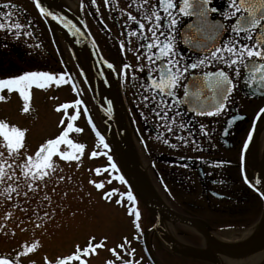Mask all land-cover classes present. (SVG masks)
I'll return each instance as SVG.
<instances>
[{"label":"flooded vegetation","instance_id":"af4514ba","mask_svg":"<svg viewBox=\"0 0 264 264\" xmlns=\"http://www.w3.org/2000/svg\"><path fill=\"white\" fill-rule=\"evenodd\" d=\"M61 1L66 3L70 9H76V13L95 39L100 53L114 66L115 71L108 72L109 83H112L110 87V102L114 107L113 117L109 120V129L122 144L123 156L127 160L128 167L136 175H144L146 172L154 173L157 178L163 177L165 180L163 184L160 181L157 182L162 187L164 197L156 196L154 192H151L152 189L148 190L145 186L144 192L154 198L156 202L167 206L174 212L198 220L206 235L210 237L212 248L222 246L210 234L212 233L211 229L217 226L221 233L229 237L225 239L230 244L244 243L246 253L254 251L253 243L246 244L247 238L246 240L243 238L254 233L257 228H260L259 232L264 230V195L261 194L264 191V184L256 185L254 183L256 179L264 178V118H258L260 109L264 108V94L247 96L243 93L240 84L239 88L232 95L231 103L220 116L196 118L199 122L207 124L211 132V140L203 136L197 137L203 150H194V146L191 143L184 145L175 141L170 134L166 133L165 136L169 139L170 143H179L177 149H171L169 145L163 143L162 139L157 140L156 129L152 124L146 125L143 122L139 114L142 106L140 110L137 108V105L140 104L141 90L138 89L139 82L133 81L131 77L133 75L143 76L144 74L138 71V64L143 62L138 61L136 58L139 53L129 50V41H131V47L136 48V38L126 35V32L130 31V28H126L124 25L127 19L125 15L127 12L131 11L133 14H137L135 8L131 6V0H108L107 3L105 0H97L96 5H92L91 0ZM2 2L4 0H0V3ZM12 2L17 4L18 12H20L19 14L22 16L23 21H31V26L27 27L26 30L33 32L31 39L34 45H40L39 48L34 47L33 50L37 51V53L31 55L27 60L29 62L33 60L38 64H36L37 66H41L43 65L41 55L48 58L51 63L47 64L46 67L55 76L53 82L55 93L57 92V88L64 89L63 94L69 89L71 91L70 94H77L82 98L79 104L82 113L79 117L77 116V122L76 120L72 121L70 119L72 115H70L69 119L64 121L62 128L67 130V124L71 123L73 125L72 130L76 132L77 128H81L79 127L81 120L87 126L89 125V121H92L96 125L98 133L105 137V143L109 144V148L105 149L107 150L106 154L110 153L109 155L113 157L112 161L107 159V165L103 168L106 170L108 168L109 171L121 175L114 149L106 135L107 127L100 113L94 85H92L91 97L82 95L85 94L82 90L85 72L81 68L77 57L82 59V56H85V54L76 55L70 50V57L66 60L53 41L54 36L52 33L49 32L47 37L46 35L42 36L40 27L37 26V22H33L30 18L29 12L15 1L12 0ZM138 2L139 0H137ZM213 4L218 9L225 8V0H213ZM39 15L45 21V18L40 13ZM214 17L221 19L219 13H216ZM188 21H190V18H183L181 27H184ZM51 24L52 22L48 26H51ZM131 27H135V25L131 24ZM0 39L1 44L7 45L0 48L1 51L3 50L2 54L6 57L5 61L9 59L8 52L10 50L11 52L20 53L17 49L18 43H12V37ZM121 42H124L125 45L123 49L120 47ZM46 43H49V47ZM140 51L142 52L143 50ZM181 51L185 52L186 56L195 58L193 53L182 44ZM115 59L128 63L130 67L124 69L117 66L114 63ZM11 65L14 68H20L18 64ZM7 68L9 67H6L5 70ZM7 72H9V69H7ZM61 74L64 76L63 79H60ZM134 84L137 87H133ZM114 93L116 94V98H114ZM180 94L182 95V91ZM73 100L74 97L70 100L66 99L64 103H61L63 111L70 108L71 114H73L74 108L78 109L76 106L73 107ZM91 101L97 103V105L95 104L97 111L99 110L97 113ZM64 105L69 107L64 109ZM118 107L121 108L122 118H119ZM232 115H243L244 118L232 124H227ZM127 120L130 121V124H128ZM225 128L228 129L227 133L224 132ZM81 132H76V135H80ZM250 132L252 133V139L248 142ZM127 134H130V139L126 137ZM92 137L93 140L95 139L102 145L98 135H93ZM246 142L248 143L247 148H245ZM97 149L95 150L97 155L105 153L103 145L100 150L97 151ZM89 155H92V153L90 152ZM89 157L97 156L92 155ZM182 157L186 159H181ZM206 159L224 161V163L219 167H209L203 163V160ZM93 161L94 158L90 160V162ZM112 163L117 165L116 169L111 167ZM184 163H188L190 167H183ZM100 166L103 165L100 164ZM245 177L249 178V182H246ZM213 180H222L223 183L213 184ZM148 182V187L158 186L156 183ZM166 183L169 185L166 188H173L177 192L173 193L174 190L165 191L166 188H163L162 185ZM130 191L135 197V201H129L127 197L128 192H126L122 194L121 203L118 206L126 211L129 224L134 230L132 242L137 244L143 253V255L141 252L139 254L140 260L145 258L149 260L150 264H159L157 262V254H161L165 260L169 257L175 260L177 264H184L185 259L181 257L183 253L175 251L173 247L187 244L202 250L207 248V238L204 233H199L191 225L184 222H180L177 225L174 220L166 216L159 218L156 212L143 204L132 188H130ZM213 192L217 194L213 195ZM136 212L140 213L138 218L135 215ZM27 216L22 215V219H17L18 222L16 220H8L9 223H15L16 225L24 223L22 227L28 224L29 226L33 225L32 219L24 222L23 219ZM172 221L173 225L170 231L169 225L172 224ZM166 224L169 227L167 229L165 228ZM18 225L16 228H19ZM184 226H187L189 230H186ZM33 228H31L32 230L25 229L24 231L34 234ZM13 234L21 237L23 240L26 237V235L20 234L16 230L13 231ZM123 243H126L125 240ZM128 243H131V241H128ZM16 244V250L22 246L20 241ZM260 246L262 244L257 245L258 249L262 248ZM4 251L3 255L6 256L8 252L6 249ZM261 251L263 252L264 248ZM170 253L182 255L175 257L170 255ZM125 255L129 257L130 260L128 261L132 262V264L137 262L135 260L137 253L130 254L125 252ZM189 263L205 264L203 261L197 259L189 260ZM213 264L216 263L213 262Z\"/></svg>","mask_w":264,"mask_h":264},{"label":"snow or ice","instance_id":"6c2138e0","mask_svg":"<svg viewBox=\"0 0 264 264\" xmlns=\"http://www.w3.org/2000/svg\"><path fill=\"white\" fill-rule=\"evenodd\" d=\"M105 2L107 3L108 0ZM91 3L96 5L97 0H91ZM211 4L212 0H139L138 3L137 0H131V6L135 8L137 14L131 11L125 14L127 19L124 25L130 28L126 35L135 37L137 41L136 48H132L131 41H129V50L139 53L136 58L138 61H143L138 64V71L144 75L131 77L133 81L139 82L138 89L141 90L140 104L137 105L138 110L142 106L139 114L146 125L152 124L156 129L157 140L162 139L163 143L169 145L171 149H177L179 143L184 145L191 143L194 150H203L197 137L203 136L211 140V132L207 124L199 122L196 118L220 116L231 103L232 95L241 83L249 89L251 96L264 94V0H225L224 9H218ZM36 6L42 14L53 20L61 21L65 28L73 26L67 17L54 14L47 8L41 7L40 0H37ZM17 10V4L12 0H4L0 3V30L11 35L14 41L22 36L33 37V32L26 30L31 26V21L21 22L15 15ZM210 13H219L221 20L208 23ZM191 16H197L202 24H207L208 31L205 32L203 27L196 26L195 35H189L188 30L193 29L194 25L192 23L184 27L181 25L183 18ZM131 24L135 27H131ZM7 35L3 39H6ZM24 43L28 48L40 47L28 41ZM181 44L190 46L189 51L195 56L194 59L181 51ZM6 46V44H0V47ZM124 46V42H121L120 47L123 49ZM108 67L112 68L113 65L109 63ZM129 67L128 63L123 64L124 69ZM63 78L61 74L60 79ZM53 80L55 76L50 71H25L22 74L0 78V92L5 89L9 92L18 90L23 99L28 101L29 88L33 85L43 88L47 82ZM133 87L137 85L134 84ZM4 99L5 96L0 94V100ZM64 107L68 106L64 105ZM24 111H28V108L25 107ZM243 118V115H232L227 124ZM258 118H264V108L260 109ZM70 119L75 121L77 116L72 115ZM72 127L73 125L68 123L67 130L57 138L49 139L34 157L32 155L26 157L24 169L27 171L22 170V174L26 183L31 180L35 184V187L28 184L32 193L38 194L39 182L55 173L54 155L58 154L67 161L73 160L74 154L60 151L59 145L66 143L74 149L85 147L82 143L74 144L68 139ZM7 129L8 125L0 121V135L5 141L2 147L5 151H15L19 154L18 150L21 148L25 132L18 127H13L11 131ZM76 131L79 132L81 129L77 128ZM224 132L227 133L228 129L225 128ZM166 133L179 143H170L165 136ZM97 135L103 148L108 149L109 144L105 143V137L99 133ZM251 139L252 133L250 132L248 142ZM247 146L246 142L245 148ZM3 155L4 152L0 151V158ZM92 155L95 156L96 153L93 152ZM112 159V155H108V160L112 161ZM203 163L209 167H219L224 161L206 159ZM182 166L190 167L188 163ZM111 167L116 169L117 165L112 163ZM9 169L11 175L5 173L4 167L0 166V185H4L7 189L0 195H3L5 202L10 201L13 194L21 195L19 190L21 173H17L10 165ZM49 169L51 173L47 171ZM13 179L17 182L15 188L9 183ZM59 179L63 180L64 177L60 176ZM121 179L124 178L121 177ZM245 180L249 182V178L245 177ZM212 183H223V181L213 180ZM254 183L264 184V178L256 179ZM97 187H102V185L98 184ZM261 194L264 195V191ZM105 195L110 196L111 194L106 193ZM28 196L29 192L23 193L26 201ZM127 197L129 201H135L131 191L127 193ZM44 199L47 201L49 197L45 195ZM4 206L0 204V208ZM23 211L27 213L28 208L25 207ZM44 215L48 216L49 213L45 212ZM135 215L138 218L140 213L136 212ZM35 247L36 245L33 244L28 251L31 252ZM119 247L123 249L124 245L121 244ZM92 251L91 245L83 249L77 245L76 253L59 259L57 264H68L69 261L87 264L83 255ZM112 251L115 252V249ZM132 251L134 253L135 249ZM116 255L121 264H132L124 260L119 253ZM0 264H20V262L8 256L0 258ZM106 264H115V261L107 260Z\"/></svg>","mask_w":264,"mask_h":264},{"label":"rangeland","instance_id":"374dc122","mask_svg":"<svg viewBox=\"0 0 264 264\" xmlns=\"http://www.w3.org/2000/svg\"><path fill=\"white\" fill-rule=\"evenodd\" d=\"M13 1L29 12L30 18L33 22H37V26L40 27V33L42 36L46 35L47 37L49 32L52 33L54 36L53 41L56 43L61 55L66 58V60L70 57V50L76 55L85 54V56H87L84 52L85 47L83 45L81 47L78 45L77 48L74 47V40L72 41L70 39V35H65L53 25L48 26L49 23L47 24L40 17L32 0ZM19 13L20 12L17 10L15 13L16 17H18L21 22H24ZM49 27L51 31L49 30ZM6 35L7 34L3 30H0V38H4ZM10 37L12 36L7 35V38ZM69 40H71V42ZM24 41H28L34 45L31 37L22 36L15 41L12 37V43H18L17 45L19 47H24ZM46 44L49 47V43ZM28 49L34 51V48ZM36 52L37 51H35V53ZM2 53L3 50L1 51L0 49V70L4 71V74L0 75V78L22 73H13V71L7 72L8 68L6 70L5 68L11 64H18L19 66L24 67L25 72L37 70L48 71L49 68L45 66L51 63L48 58L43 57V55L40 54L43 59V65L38 67V64L35 61H27L29 56L26 57L24 53L11 52V50L8 52L9 59L5 61L6 57ZM77 59L79 64L86 71L84 83L82 82V90L85 94L82 95L91 97V89L93 90L92 76L87 73L86 65H84L78 57ZM114 61L119 67H123V64L125 63L120 59H115ZM53 82L54 80L47 82L43 88H40L38 85H33L29 88L28 101L23 99V96L19 94L18 90L9 92L5 89L3 92H0V94L5 96L4 100H0V121H3L8 125V131H11L13 127H18L25 132L21 148L18 150L19 154L15 151H5L2 147L5 141L3 136L0 135V151L4 152L3 157L0 158V166H3L4 172L9 175L12 174L9 165L17 173H21L19 177V190L21 195L16 196L13 194L12 201L10 200L7 202L4 201L3 195H0V204L5 205L0 208V258L12 256L18 259L20 264H57L59 259L66 258L68 255L76 253L77 245H79L81 249L87 248L91 245L93 251L89 254L83 255V259L87 261V264H106L107 260H114L115 264H121L120 259L116 254L119 253L123 259H127L128 261L130 259L125 255V252L132 254L133 249H135L134 253H137L135 256L137 262L135 264H150L149 260H146L145 258L140 260L139 254L141 252L143 255V253L140 247L132 242L134 230L129 224L126 211L123 208H120L118 206L119 203H117V201L121 200L123 193L130 191V187L128 184L125 186V180L121 179L122 175L109 171L108 168L107 170L103 168L107 165V156L110 153L106 154L107 150L104 148L105 153L101 154L103 156L100 154H98L99 156L97 155L95 150L97 148V151L100 150L102 145H100L95 139H92V136H97V134L90 130L89 126L86 124L84 125L82 120L79 125L82 131H79L81 132L80 135H76V132L79 133L78 131L75 132L71 130L69 131L68 139L72 140L74 144L82 143L85 147L82 149H74L66 143L59 145L58 147L60 151L72 152L74 154L73 160L67 161L58 154L54 155L53 163L56 166L55 173L46 176L44 180L39 182L40 191L38 194H34L29 190L28 184H32L33 187H35V184L32 183L31 180H28L26 183L22 174V170L27 171V169H24L26 157L28 155L34 157L35 153L38 152L49 139H55L61 135L63 131H65L64 128H62V125L65 120L69 119L70 115H76L79 117L82 113L79 105L82 98L77 94H70L71 91L69 89L63 94L64 89L57 88L58 93H55ZM73 97V107L76 106L78 109L74 108L73 114H71L72 112L70 111V108L66 109L67 107H65L64 109L66 110L63 111L61 103H64L66 99L70 100ZM91 103L97 113L99 111H97V108L95 107V104L97 105V103H94L93 101H91ZM25 107L28 108V111H24ZM127 122L130 124L129 120H127ZM88 151L91 153L95 152L97 157L90 158L89 156L92 155H89L90 152ZM93 158L94 161L90 162ZM5 161H7L6 164ZM100 164L103 166H100ZM47 171L51 173V169ZM60 176H63L64 179L60 180ZM137 176L140 177L141 174ZM146 178L147 183H149L148 181L156 184H158V181L162 184L165 182L163 177L157 178L154 173L146 172ZM9 183H12L11 186L13 188L17 186L15 179L12 182L9 181ZM98 184H101L102 187H97ZM145 185L147 187V184ZM158 186H149L147 189H152L151 192H154L158 197H164L162 187L159 184ZM162 186L163 188H166L169 185L166 183ZM172 190H174L173 193L177 192L173 188L165 189V191ZM6 191V187L0 185V193H5ZM24 192H29L27 201L23 197ZM106 193H110L111 195L106 196ZM45 195L49 197V200L46 201L44 199ZM25 207L28 208L27 213L23 211ZM45 212H48L49 215L45 216ZM22 215H28L23 220L25 222L26 220L32 219L33 225L31 224L29 226L28 224L22 227L24 223L17 224L19 228H16L17 225L15 223H9V220H16L18 222L17 219H22ZM172 220H174L177 225L182 222L174 218ZM171 223L172 224L169 225L170 228L167 224L165 228H169L170 230L173 221ZM37 225L39 226L37 227ZM32 227H34V234L24 231L25 229L32 230ZM184 227L186 230H189L187 226ZM194 229L199 231L196 228ZM14 230L20 234L26 235L25 238L23 237L24 240L13 234ZM211 230L215 237L220 239L229 238L221 233L217 226H214V229ZM199 233L202 232L199 231ZM124 240L126 243H123ZM19 241L22 246L16 250V243ZM128 241H131V243H128ZM33 244H35L36 247L29 252L28 249ZM121 244L124 245L123 249L119 247ZM100 245H103V247H100ZM4 249L8 252L6 256L3 255L5 252ZM112 249H115V252H113ZM170 255L180 257L182 254L178 255L170 253ZM181 257L185 259L184 264H192L189 263V260L196 259L203 261L205 264H213L214 262L210 257L202 254L189 253L185 255L183 254ZM157 258L159 264H177L175 260L169 257L165 260L161 254H157ZM68 264H79V262L69 261Z\"/></svg>","mask_w":264,"mask_h":264},{"label":"water","instance_id":"95a60500","mask_svg":"<svg viewBox=\"0 0 264 264\" xmlns=\"http://www.w3.org/2000/svg\"><path fill=\"white\" fill-rule=\"evenodd\" d=\"M33 1L36 5L37 0H33ZM40 3H41V7L47 8L49 11H52L54 14H59L61 16L67 17V19L69 21H71V24L73 25L71 28H73L74 33L80 32V34L83 35L88 41V44H89V47H90V50L92 53V67H93V72H94V77H95V82H96V88H97V92H98V100H99L100 109H101L104 121L106 123L108 137H109L110 142L114 148V152H115L116 158L119 161V164H120L124 178L130 184V186L133 188V190L137 193L138 197L142 200V202L147 207H149L154 212H156V214L159 217H161L162 214H165L171 218H174V219L183 221L187 224H190L194 228H196L199 231H201L202 233H204V235L207 238V248L204 250L197 249V248H194L191 246L182 245V246H178V247H173L176 251H179L182 253L204 252V253H207L208 255H210L216 261L217 264H222L221 259H220V255L226 256V255H228V253L226 251L222 250L221 248H219L218 246L216 247V251L212 250L211 239L206 235V233L204 232V230L200 226L199 221L194 219V218L176 213V212L170 210L169 208L163 206L162 204L156 202L154 199H152L150 196H148L146 193H144V191L140 187L139 183L137 182L136 178L130 172L128 165L126 163V159L123 156L122 145L119 142V140H117V138L114 136V134L111 133V130L109 129V119L111 118V108H110V104L108 102V92H107L106 79H105L104 73L106 71H110V70H114V69H113V67L109 68L108 67L109 62H107L106 60H104L101 57V55L98 51V48L96 47L94 41L92 40L91 36L89 35L84 23L81 21V19L79 17H77L72 11H70L65 5L59 3L56 0H40ZM37 9L39 10L38 7H37ZM39 12H40V10H39ZM42 16L46 20H51V21L53 20L51 17H49L47 15L42 14ZM191 18H192V20L190 22H188L187 24L192 23L194 25V27H193V29L188 30L189 35H195V27L196 26L203 27L205 32L208 31L207 24H202L197 16H191ZM53 21L60 23V25L62 26L61 21H59V20H53ZM215 21H220V20L219 19H212V13H210L209 17H208V23H212ZM77 29H79V31H77ZM184 46L187 48L190 47L189 45H184ZM202 83H203V81L201 80V84ZM241 85H242L243 93L247 96H251V95H249V89L247 87H245V85L243 83H241ZM257 95H255V96H257Z\"/></svg>","mask_w":264,"mask_h":264},{"label":"bare ground","instance_id":"6f19581e","mask_svg":"<svg viewBox=\"0 0 264 264\" xmlns=\"http://www.w3.org/2000/svg\"><path fill=\"white\" fill-rule=\"evenodd\" d=\"M64 1V0H63ZM60 2L63 5H66V3L62 2L60 0ZM74 10V12H76L75 8H72ZM62 27H64V24L62 23ZM65 28V27H64ZM62 28L63 31H66L67 28ZM83 64L86 65V69L89 71V66H90V60L87 59L86 56H82ZM89 63V65H88ZM112 83H110V87H111ZM114 98H116V94L114 93ZM119 117L122 118V114H121V108L118 107L117 109ZM126 137L128 139H130V134H127ZM146 174L141 175L139 182H141V185L144 188V185L147 184V179L145 178ZM146 187V185H145ZM148 187V186H147ZM146 187V188H147ZM145 189V188H144ZM260 228H257L256 231H254V233H251L248 236H245L243 239L246 240L247 238V242H245L246 244L248 243H253L254 246V251L252 252H248L245 250L244 246L245 244H230V242L226 239H220L218 237H215L212 233L211 236L214 238V240H216L217 243H220L222 245L221 249L225 250L228 255H220V259L222 264H263L264 261V251L260 252L261 249L264 248V230H262L261 232H259ZM244 240V241H245ZM262 244V248L258 249L257 245ZM242 248V249H241ZM214 251H216V248H212ZM192 254H194L193 252H190Z\"/></svg>","mask_w":264,"mask_h":264},{"label":"trees","instance_id":"16d2710c","mask_svg":"<svg viewBox=\"0 0 264 264\" xmlns=\"http://www.w3.org/2000/svg\"><path fill=\"white\" fill-rule=\"evenodd\" d=\"M17 49H18V51H20V53H24V55H26V57H30L31 55H33V54H29L24 48H22V47H19V46H17ZM9 58V57H8ZM28 61V60H27ZM29 62V61H28ZM13 63V62H12ZM9 68V72L10 71H13V73H15V72H24V67H21L20 66V68L18 67V68H14V67H12V65H9L8 66ZM39 67V66H38ZM4 71L3 70H0V75H3L4 73H3ZM21 73V74H22Z\"/></svg>","mask_w":264,"mask_h":264}]
</instances>
